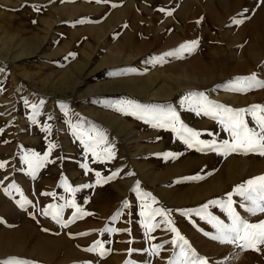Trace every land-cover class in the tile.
I'll list each match as a JSON object with an SVG mask.
<instances>
[{"label": "rangeland", "instance_id": "rangeland-1", "mask_svg": "<svg viewBox=\"0 0 264 264\" xmlns=\"http://www.w3.org/2000/svg\"><path fill=\"white\" fill-rule=\"evenodd\" d=\"M182 1L0 0V163L4 164L0 261L18 258L52 264L84 258L78 264H127L139 251L140 256H135L141 258L140 264H169L178 251L167 243L175 234L166 230L168 225L159 216L160 227L145 234L141 206L151 201L141 198L135 190L138 184L139 192L156 198L151 207L171 210L173 225L208 264H264V245H257V251L221 244L204 235L215 234L206 219L180 211L226 199L237 185L264 175V156L227 154L222 148L198 151L171 127L153 126L154 113L175 111L185 126L201 134V140L219 144L231 137L217 120L197 114L194 94L203 93L208 100L234 109L264 105V88L245 93L229 90L236 77L255 74L264 81L259 61L264 56V11L240 32H224L229 43L249 35L248 45L256 44L258 49L253 56L248 45L227 47L216 42L220 31L214 39L210 19L205 18L204 24L203 16L196 13L200 6L201 12L216 19L213 5ZM192 41L198 46L179 51ZM170 51L177 55H164ZM235 60L249 64L231 72ZM254 63L260 66L253 67ZM245 119L255 126L250 116ZM98 137L103 141L97 152L107 148L112 157L94 156L82 142ZM50 144L56 147L49 154ZM33 152L48 155L35 175L24 162L25 154ZM108 177L112 179L105 182ZM65 180L78 190L66 191ZM24 198L32 203L21 208L17 201ZM66 200H74L86 215L64 227L42 214L48 205H63ZM233 200L250 223L264 220V213L245 212L239 196ZM74 211L65 208L62 219L70 221ZM209 212L230 223L219 206L210 205ZM61 228L84 238L77 240L79 247L58 237ZM105 228L129 231L103 232ZM36 236L41 245L34 252ZM96 241L102 242L104 251L110 250L105 259L98 250L85 251ZM157 244L164 247L153 256L151 249ZM114 248L121 256L113 253ZM69 250H73L70 257Z\"/></svg>", "mask_w": 264, "mask_h": 264}, {"label": "snow or ice", "instance_id": "snow-or-ice-1", "mask_svg": "<svg viewBox=\"0 0 264 264\" xmlns=\"http://www.w3.org/2000/svg\"><path fill=\"white\" fill-rule=\"evenodd\" d=\"M100 3L101 0H96ZM161 11H164L161 9ZM171 15V12H168ZM235 23H242L240 20H236ZM198 41H192L180 46L179 51L192 50L198 46ZM165 56H175L176 51H170L164 54ZM161 60L163 57L160 58ZM130 71H135L131 69ZM264 88V81L257 79L255 74L249 76L236 77L234 81L230 82L229 90L233 92L245 93L252 89ZM197 99L193 101L197 114L203 113L206 116H210L212 119L217 120L225 131H227L231 137L230 140H223L219 144L216 141H206L201 140L200 133L194 131L187 126H185L175 111H167L154 113L153 119L156 123L154 127H171V129L177 133L178 137L181 138L184 143L189 147H196L198 151L205 149L219 151L221 148L225 150L227 154L231 153H256L264 156V105H251L247 108L234 109L223 104L215 103L208 100V98L203 93L194 94ZM27 103V101H25ZM35 109L36 106H33ZM250 116L254 127H250L245 117ZM103 137H98L93 140L89 138L88 142H84V146L88 148L94 156L103 155L105 157H112L113 153L110 149H102L101 152H97ZM56 147L54 144L49 145V154L51 149ZM167 156H173L174 154H166ZM48 161V155L41 157L38 153L25 154L24 162L31 169L32 174L38 168L43 166L44 163ZM4 167L3 163H0V168ZM87 168V165H84ZM91 171V169H89ZM115 175V173L113 174ZM96 176L99 178L100 173L97 172ZM112 179V177L106 178L107 180ZM97 184L101 183L100 179H97ZM66 191L75 192L78 189L72 188L67 184L65 180L62 185ZM12 188L19 191L16 185H12ZM84 187H92L90 184L84 185ZM142 199L148 198L151 204L157 203L156 198L152 197L150 193L139 192V185L137 184L135 189ZM8 192V189H5ZM44 195H49L44 193ZM54 195V194H53ZM239 196L242 198L240 207L244 209L248 214L255 216L258 213H264V175L256 176L247 181L237 185L232 192L226 194V199H216L211 200L200 206L198 209L193 210H180L181 215L188 216L194 212L197 216L202 219H206L209 224L215 229V234H210L209 232H204L205 236H210L212 240L218 241L221 244H234L242 249H253L259 251L257 245H264V220L257 223H250L247 219L243 218L240 213L233 206L236 202L233 200V196ZM21 196L23 193L21 192ZM21 208H25V205L31 204L32 202L27 198L23 199V202L17 201ZM151 204L145 203L141 206V216L145 217L142 221L145 234L148 235L150 232L159 228L161 222L156 221V217H162V222L168 225L166 229L169 232L175 234L174 238L167 242L171 243L178 251H174L173 258L169 260V264H208V260L205 257L199 256L194 248L191 247L189 241L181 235L179 230L173 225V221L170 219L171 210H166L163 208H153ZM219 206L223 212L227 214L230 223H225L219 217L213 215L209 212V206ZM124 207H128L127 202H125ZM65 208H73L75 211L72 214L70 221H64L62 219V213ZM43 215H50L51 218L58 224L67 227L69 223H74L76 219L83 218L86 213H84L75 201L66 200L63 205L50 204L47 209L42 210ZM122 214V210L117 212L115 216L112 217L116 220ZM3 222V221H0ZM113 231H129L128 229L117 230L112 228H105L103 232H113ZM201 231H203L201 229ZM90 233H80L78 235H89ZM163 244L154 245L151 249V255L156 256L163 249ZM99 250V254L103 256L105 254L103 250V244L101 241H96L92 247L85 249V251L96 252ZM132 250L130 249L129 252ZM0 264H35V262H29L26 260H21L18 258H12L7 261H0ZM127 264H133L132 261H128Z\"/></svg>", "mask_w": 264, "mask_h": 264}, {"label": "crops", "instance_id": "crops-1", "mask_svg": "<svg viewBox=\"0 0 264 264\" xmlns=\"http://www.w3.org/2000/svg\"><path fill=\"white\" fill-rule=\"evenodd\" d=\"M193 1L194 0H183L182 3L186 4L188 2V4H189V3H193ZM196 2H197V5H199L200 3L213 5V7L217 13V18L215 19V17H214L213 19L217 20V22L215 20H213L208 13H204V10H203V12H201L200 6L196 7V13H197L198 17L203 16V23L204 24H206L205 18L207 20H208V18L210 19L209 21L212 22V31L214 30L213 31L214 39L216 37V34L219 33V31H220V33H219V35H220L219 39L220 40L216 41V42L222 43L221 45H225L227 47L233 46V45H243V48L245 46L247 47L248 42H249V35H245L244 38L240 39L239 41H236V42L231 41L229 43L227 38L224 37V32L227 31V32H230L231 34H235L239 29L246 26L247 23L251 19H253L257 14H260L262 11H264V0H196ZM199 20L200 19L198 18L197 19L198 23H199ZM236 20H240V21H242V23H235ZM213 45H214L213 51L216 52V44H213ZM208 46L210 47V45H208ZM263 58H264V56L259 60V61L262 60L261 68H264V59ZM257 66H260V64L254 63L253 67H257ZM66 229L61 228V230L58 233V237L67 239L71 242V244L73 243L75 247H79L78 246L79 243L77 240L82 242L80 239H84V238H78L76 233H71L70 231H68V229L67 230ZM111 242H114V241H111ZM73 244H72V246H73ZM114 244H116V243L114 242ZM82 246H85V245H82ZM116 248L113 249V253H117L118 255H120L118 252H116ZM104 252H105L104 256H102V257L100 256L101 259H105L107 256H109L110 250L106 249V251H104ZM135 255L140 256V252L137 251V252L133 253L132 254L133 258H130V261H132L133 264H140L141 258L136 257ZM37 260H40V259H37ZM32 261H36V259L33 258ZM79 261L81 262V261H85V260H84V258L77 259V260L73 259V260H70L68 262H59V263L53 262L52 264H78ZM116 264H120L119 261Z\"/></svg>", "mask_w": 264, "mask_h": 264}, {"label": "bare ground", "instance_id": "bare-ground-1", "mask_svg": "<svg viewBox=\"0 0 264 264\" xmlns=\"http://www.w3.org/2000/svg\"><path fill=\"white\" fill-rule=\"evenodd\" d=\"M258 21H259V20H258ZM251 23H252V22H251ZM252 25H253V23H252ZM250 26H251V25H250ZM250 26H249V27H250ZM256 27H257V26H256ZM253 28H254V27H252L251 29H253ZM253 30H254V29H253ZM257 30H258V29H257ZM251 31H252V30H251ZM239 32H240V30H239ZM239 32H238V33H239ZM238 33H237V34H238ZM255 34H257V33H255ZM257 35H258V34H257ZM259 35H260V34H259ZM243 37H244V36H243ZM252 37H254V36H252ZM252 37H251V38H252ZM260 37H261V36H260ZM256 38H257V37H255L254 40L257 42L258 38H257V39H256ZM252 40H253V39H252ZM262 40H263V39H262ZM249 42H250V41H249ZM256 42H255V43H256ZM248 44H249V43H248ZM255 45H256V44H252V43H251L250 46L248 45L249 48L246 47V48H247V51H248L251 55H253V56H254L253 52L256 51V50H258L257 47H256ZM21 51H22V50H21ZM258 52H259V51H258ZM254 53H255V52H254ZM24 55H26V54H24ZM235 55H236V54H235ZM21 56H23V55H21ZM256 57H257V56H256ZM259 57H260V56H259ZM259 57H258V58H259ZM254 58H255V57H254ZM223 59H224V58H223ZM223 59H222V60H223ZM221 62H222V61H221ZM243 62H244V61H243ZM243 62H238V61H236V60H235V62H231V69H232V70H231V69H229V70H231V72H234V71H236V70L238 71V68H240V69H242V68H247V65L249 64V62H248V61H246V62H244V63H243ZM193 65H194V64H193ZM197 66H198V65H197ZM194 67H195V66H194ZM243 70H244V69H243ZM187 73H188V72H187ZM162 94L165 95V93H162ZM161 96H162V95H161ZM166 96H167V95H166ZM209 194H211V193H207V195H209ZM200 196H201V195H200ZM3 205L6 206L5 203H4ZM24 231H25V230H24ZM24 231H23V232H24ZM23 232H22V234H23ZM28 232H29V231H28ZM33 233L36 234L35 232H33ZM28 234H31V233L29 232ZM29 237H30V236H29ZM31 238H32V235H31ZM34 238H35V235H34ZM35 243H36V244H35L36 246L34 245L33 250H32V251H34V252L36 251L37 246L40 248V245H41V244H39V238H38L37 236H36V241H35ZM41 243H42V242H41ZM46 247H47V246H46ZM41 249H43V246L41 247ZM73 250H75V248H74ZM73 250H72V251L69 250V251L66 253V256L70 257V256L73 254ZM40 251H44V250H40ZM45 251H46V250H45ZM45 251H44V252H45ZM75 251H77V250H75ZM37 252H38V251H37ZM47 252H49V251H47ZM75 254H77V253H75ZM43 255H44V253H43ZM43 255H42V256H43ZM45 255H46V253H45ZM48 255H49V254H48Z\"/></svg>", "mask_w": 264, "mask_h": 264}, {"label": "trees", "instance_id": "trees-1", "mask_svg": "<svg viewBox=\"0 0 264 264\" xmlns=\"http://www.w3.org/2000/svg\"><path fill=\"white\" fill-rule=\"evenodd\" d=\"M247 181V180H246ZM245 182V181H244ZM243 183V182H242Z\"/></svg>", "mask_w": 264, "mask_h": 264}]
</instances>
